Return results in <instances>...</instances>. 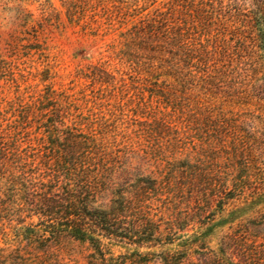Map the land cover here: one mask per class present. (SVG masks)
Wrapping results in <instances>:
<instances>
[{
  "label": "rangeland",
  "instance_id": "obj_1",
  "mask_svg": "<svg viewBox=\"0 0 264 264\" xmlns=\"http://www.w3.org/2000/svg\"><path fill=\"white\" fill-rule=\"evenodd\" d=\"M137 1L0 0V127L13 119V109H50L49 100H58L66 125L101 138L127 193L145 181L147 200L136 205L157 228L160 244L138 242L140 234L132 245L68 237L54 244L36 217L18 216L1 197L0 264L199 263L197 249L182 263L164 260V250L167 259L180 258L185 239L214 252L239 244L264 264V50L245 46L230 58H212L237 79L229 90L237 105L232 113H174L151 96L154 88L122 35L171 0ZM241 222L248 240L222 244L225 233L243 230Z\"/></svg>",
  "mask_w": 264,
  "mask_h": 264
},
{
  "label": "trees",
  "instance_id": "obj_2",
  "mask_svg": "<svg viewBox=\"0 0 264 264\" xmlns=\"http://www.w3.org/2000/svg\"><path fill=\"white\" fill-rule=\"evenodd\" d=\"M171 1L165 10L138 17L122 33L154 88L151 96L163 98L174 113L179 110L183 115H210L222 108L232 113L237 105L229 90L237 79L228 71L221 72L212 58L221 54L230 58L245 46L257 52L260 45L264 50V0ZM49 101L53 103L50 109L30 105L27 110L13 109V119L0 127L3 203L18 216L36 217L37 226L44 225L49 232L46 241L54 244L68 237L98 246L104 240L132 245L136 234L141 236L138 242L160 244L157 228L136 205L147 200L145 181L137 180L136 187L130 186L133 193H127L125 177L117 178L118 167L107 164L101 138L93 130L66 125L67 113L60 110L58 100ZM119 169L120 174L129 175L124 167ZM219 203H223L220 196L215 206ZM244 224H237L243 226L238 234L225 233L222 244L226 239L232 245L234 239L248 240ZM29 225L33 227L32 222ZM153 236L156 243H150ZM182 243L180 258L171 255L167 259L170 252L164 250V260L182 263L197 249L202 254L196 264H258L239 244L231 252L224 246L214 252L187 239Z\"/></svg>",
  "mask_w": 264,
  "mask_h": 264
}]
</instances>
